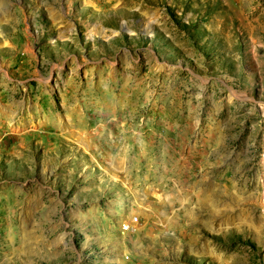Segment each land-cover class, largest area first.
Segmentation results:
<instances>
[{
	"label": "rangeland",
	"instance_id": "obj_1",
	"mask_svg": "<svg viewBox=\"0 0 264 264\" xmlns=\"http://www.w3.org/2000/svg\"><path fill=\"white\" fill-rule=\"evenodd\" d=\"M0 264H264V0H0Z\"/></svg>",
	"mask_w": 264,
	"mask_h": 264
},
{
	"label": "built area",
	"instance_id": "obj_2",
	"mask_svg": "<svg viewBox=\"0 0 264 264\" xmlns=\"http://www.w3.org/2000/svg\"><path fill=\"white\" fill-rule=\"evenodd\" d=\"M137 222H138V217H134L132 220L130 219V222L126 223L127 231H132L136 226Z\"/></svg>",
	"mask_w": 264,
	"mask_h": 264
},
{
	"label": "bare ground",
	"instance_id": "obj_3",
	"mask_svg": "<svg viewBox=\"0 0 264 264\" xmlns=\"http://www.w3.org/2000/svg\"><path fill=\"white\" fill-rule=\"evenodd\" d=\"M132 34H134V33H132ZM9 119V118H8ZM11 132H12V130H11Z\"/></svg>",
	"mask_w": 264,
	"mask_h": 264
}]
</instances>
